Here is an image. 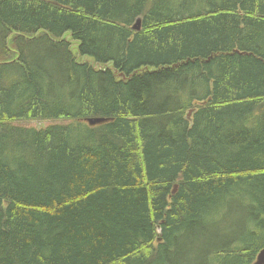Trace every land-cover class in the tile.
<instances>
[{
  "label": "trees",
  "instance_id": "16d2710c",
  "mask_svg": "<svg viewBox=\"0 0 264 264\" xmlns=\"http://www.w3.org/2000/svg\"><path fill=\"white\" fill-rule=\"evenodd\" d=\"M263 33L264 0H0V264H254Z\"/></svg>",
  "mask_w": 264,
  "mask_h": 264
},
{
  "label": "rangeland",
  "instance_id": "374dc122",
  "mask_svg": "<svg viewBox=\"0 0 264 264\" xmlns=\"http://www.w3.org/2000/svg\"><path fill=\"white\" fill-rule=\"evenodd\" d=\"M195 6L196 5L193 4V6H190V7H195ZM176 7H182V5H178ZM75 55H78L77 54V50L75 52ZM188 116L191 118L193 116V113L191 114V111H189L188 112ZM22 124H24L26 126H29V127L43 128V127H46L47 125H49L51 123L50 122H42V121H40V122L29 121V122H23ZM236 212H238L237 204L233 206V211L230 210V211L226 212V214H228V216L224 217L223 219H219L218 220L217 224H218V230L219 231L222 232V230H225V231L230 232V230H234L235 229V226L233 224L231 226H229V224L230 223H236L237 224L239 217L237 216Z\"/></svg>",
  "mask_w": 264,
  "mask_h": 264
},
{
  "label": "water",
  "instance_id": "95a60500",
  "mask_svg": "<svg viewBox=\"0 0 264 264\" xmlns=\"http://www.w3.org/2000/svg\"><path fill=\"white\" fill-rule=\"evenodd\" d=\"M135 29H136V30H139V29H140V21L137 23ZM119 76L122 77V78H125L124 75H122V74L119 75ZM188 118H189V117H188ZM105 121H106V120H104V119L93 118V119H89V120H88V123H89L90 125L94 126V125L102 124V123H104ZM177 189H178V186L175 187V191H174V193L177 191ZM254 264H264V250H262V251L259 253V255H258V257H257V260H256V262H255Z\"/></svg>",
  "mask_w": 264,
  "mask_h": 264
},
{
  "label": "bare ground",
  "instance_id": "6f19581e",
  "mask_svg": "<svg viewBox=\"0 0 264 264\" xmlns=\"http://www.w3.org/2000/svg\"><path fill=\"white\" fill-rule=\"evenodd\" d=\"M122 5V4H121ZM114 11V10H113ZM141 24V23H140ZM207 29V28H206ZM111 30V29H110ZM207 31V30H206ZM104 32V31H103ZM137 32V31H136ZM182 32V31H181ZM199 32V31H198ZM103 34V33H102ZM264 34V33H263ZM207 36V35H206ZM256 36V35H255ZM212 37V36H211ZM166 39V38H165ZM185 39V38H184ZM208 39V38H207ZM199 40V39H198ZM203 40V39H202ZM105 41V40H104ZM257 44V43H256ZM111 45V44H110ZM191 45V44H190ZM259 45V44H258ZM198 46V45H197ZM259 47V46H258ZM187 49H188V47H187ZM104 51V50H103ZM152 57V56H151ZM155 59V58H154ZM147 67V66H146ZM153 69V68H152ZM140 70V69H139ZM158 70V69H157ZM120 73H122V72H120ZM126 74V73H125ZM128 77V76H127ZM130 77V76H129ZM213 134H215V133H213ZM206 136V135H205ZM212 136V135H211ZM207 137V136H206ZM211 139V138H210ZM149 144V143H148ZM226 145V144H225ZM232 145V144H231ZM196 148V147H195ZM225 151H226V149H225ZM228 152V151H227ZM224 153V152H223ZM225 154V153H224ZM227 155H228V153H226ZM262 164V163H261ZM263 165V164H262ZM259 181V180H258ZM242 184V183H241ZM231 186V185H230ZM255 186V185H254ZM251 187V186H250ZM250 189V188H249ZM261 189V188H260ZM230 190V189H229ZM252 190V189H251ZM256 190V189H255ZM247 192V191H246ZM228 193V192H227ZM226 193V194H227ZM231 193H232V191H231ZM242 193V192H241ZM243 193H245V192H243ZM248 193H250V192H248ZM252 193H253V191H252ZM251 193V194H252ZM246 194V193H245ZM259 194V193H258ZM248 195H250V194H248ZM224 196V195H223ZM231 197V196H230ZM222 198V197H221ZM264 198V197H263ZM222 200V199H221ZM219 201V200H218ZM257 201V200H256ZM212 206H213V204H212ZM262 206V205H261ZM214 207V206H213ZM237 208V207H236ZM206 209V208H205ZM249 210V209H248ZM254 210V209H253ZM199 211V210H198ZM214 211V210H213ZM261 212V211H260ZM200 214V213H199ZM203 214V213H202ZM254 214V213H253ZM255 216V215H254ZM252 218V217H251ZM243 219V218H242ZM255 222V221H254ZM248 223H249V221H248ZM261 227V226H260ZM264 228V227H263ZM246 231V230H245ZM251 236V235H250ZM250 238V237H249ZM256 238V237H255ZM253 240V239H252ZM256 240V239H255ZM242 242V241H241ZM245 242V241H244ZM252 242V241H251ZM256 242V241H255ZM245 244V243H244ZM247 249V248H246ZM227 253V252H226ZM231 253V252H230ZM229 257V256H228ZM207 264V263H206Z\"/></svg>",
  "mask_w": 264,
  "mask_h": 264
}]
</instances>
